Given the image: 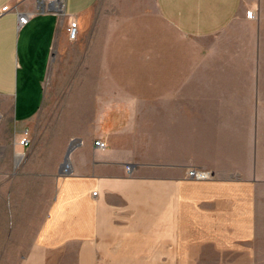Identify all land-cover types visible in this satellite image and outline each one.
<instances>
[{"label": "crops", "instance_id": "crops-1", "mask_svg": "<svg viewBox=\"0 0 264 264\" xmlns=\"http://www.w3.org/2000/svg\"><path fill=\"white\" fill-rule=\"evenodd\" d=\"M59 3L0 0V231L16 237L0 263H255L245 255L264 191V0ZM56 48L81 51L75 71L97 73L72 85L91 105L83 131L43 118ZM154 101L146 158L134 106Z\"/></svg>", "mask_w": 264, "mask_h": 264}, {"label": "rangeland", "instance_id": "rangeland-1", "mask_svg": "<svg viewBox=\"0 0 264 264\" xmlns=\"http://www.w3.org/2000/svg\"><path fill=\"white\" fill-rule=\"evenodd\" d=\"M106 27L109 26L106 25ZM54 53L55 57L47 81L48 91L43 107V118L46 120V124H48L47 126L50 127H60L61 123H63L65 127L70 128L71 132H76L78 130L83 131L88 127L87 123L89 120L87 118L92 115L91 112H88L91 105L76 102L79 97V94L76 92L78 89L74 87L72 88V85H74V82L77 79L90 82L91 79H94L95 76H97V73L92 70L75 71L78 66V60L81 59V51L79 52L76 48L70 49L68 55L65 57H61L60 50L57 48ZM82 58L84 59V57ZM87 61H89V63ZM86 62L87 66L92 64V57H87ZM152 91L156 92V89H151V92ZM134 108L136 109L134 110V123L141 132L144 131L142 132V136L147 141L146 143H143L144 146L141 151L142 156L153 158L156 155L157 103L154 101L149 104H138L135 105ZM62 117L65 119L63 122L61 120ZM258 229L255 238L256 247L253 251L251 250L245 255L246 259H249L247 257L248 255L254 257L255 263L251 264H264V191L262 194V212L259 219ZM17 235H20V233H17ZM15 238L14 233L0 231V246H4L9 240ZM4 250V247L0 248V251L4 252ZM13 252L14 250L11 249L12 255L14 254Z\"/></svg>", "mask_w": 264, "mask_h": 264}, {"label": "built area", "instance_id": "built-area-1", "mask_svg": "<svg viewBox=\"0 0 264 264\" xmlns=\"http://www.w3.org/2000/svg\"><path fill=\"white\" fill-rule=\"evenodd\" d=\"M3 14V11H0V17ZM251 16L254 18L257 16V12L252 11L251 12ZM30 18V14H22L20 16V22L21 24H25L28 22ZM67 32H68V36L69 39L71 40H76L78 38V34H79V26L78 23L75 19H70L68 27H67ZM19 143L21 145H28L30 143V139H29V130H25L23 133V136L21 137V139L19 140ZM95 144L100 147V148H106L107 147V143L101 139H98L95 141ZM130 170V166L127 167ZM188 175L191 177H196V178H203V177H209L210 173L209 172H203L200 171L196 168H190L188 170ZM94 194H97V192H94Z\"/></svg>", "mask_w": 264, "mask_h": 264}, {"label": "water", "instance_id": "water-1", "mask_svg": "<svg viewBox=\"0 0 264 264\" xmlns=\"http://www.w3.org/2000/svg\"><path fill=\"white\" fill-rule=\"evenodd\" d=\"M75 145V142L73 141L70 146H69V149L67 151V155H66V158H65V162L67 163L68 162V156H69V153L72 151L73 147Z\"/></svg>", "mask_w": 264, "mask_h": 264}, {"label": "bare ground", "instance_id": "bare-ground-1", "mask_svg": "<svg viewBox=\"0 0 264 264\" xmlns=\"http://www.w3.org/2000/svg\"><path fill=\"white\" fill-rule=\"evenodd\" d=\"M59 2H60L59 5L62 7V4H63V3H62V0H59ZM59 5H58V7H59ZM61 9H62V8H61Z\"/></svg>", "mask_w": 264, "mask_h": 264}]
</instances>
